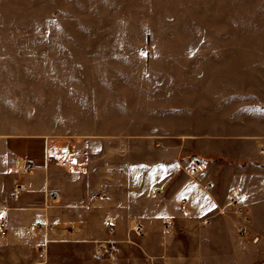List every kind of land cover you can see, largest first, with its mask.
<instances>
[{"label":"crops","instance_id":"0c3cea01","mask_svg":"<svg viewBox=\"0 0 264 264\" xmlns=\"http://www.w3.org/2000/svg\"><path fill=\"white\" fill-rule=\"evenodd\" d=\"M65 84L50 83L55 119L107 117L102 98L71 102ZM168 95L147 98L145 122L128 129L0 130V247L9 264H45L60 246L105 258L106 240L119 248L106 258L113 264H264V111L241 103L235 122L233 94ZM195 161L203 169L192 170ZM25 162L34 168L23 173ZM242 226L260 236L248 241Z\"/></svg>","mask_w":264,"mask_h":264},{"label":"rangeland","instance_id":"374dc122","mask_svg":"<svg viewBox=\"0 0 264 264\" xmlns=\"http://www.w3.org/2000/svg\"><path fill=\"white\" fill-rule=\"evenodd\" d=\"M67 80L71 102L102 98L107 117L55 119L50 83ZM167 94H233L235 122L241 103L264 111V0H0V130L128 129ZM113 263L60 246L45 264Z\"/></svg>","mask_w":264,"mask_h":264},{"label":"built area","instance_id":"2783aa9c","mask_svg":"<svg viewBox=\"0 0 264 264\" xmlns=\"http://www.w3.org/2000/svg\"><path fill=\"white\" fill-rule=\"evenodd\" d=\"M34 168L33 164L31 162H25L24 164H22V172L23 173H26V172H29L31 171L32 169ZM191 169H203V166L201 163H198V162H194L193 166L191 167ZM20 188H18L17 190H19ZM156 190H153V192H155ZM231 204L232 205H235L236 202L234 201H231ZM182 208H184V205L182 206ZM235 212L237 214H242V209L240 207H236L235 208ZM168 224L169 223H165V227H166V232H168ZM105 225L107 227L110 226L109 222H106ZM130 231L131 233L134 235V236H141L143 233H144V226L140 223V222H134L133 225L131 226L130 228ZM247 232V228L246 226H242L240 229H239V233L244 235L246 234ZM113 232L112 230L110 229L108 231V235H112ZM258 240V238H253V242H256ZM40 254H39V257H43L45 255V249H41L40 250ZM119 252V248L117 246V243L113 240H106L104 241L103 243H101V245L99 246V250H98V253L105 257V258H114L116 256V254Z\"/></svg>","mask_w":264,"mask_h":264}]
</instances>
